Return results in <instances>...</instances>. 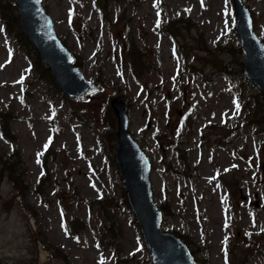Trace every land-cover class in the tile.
<instances>
[{"label":"rangeland","instance_id":"obj_1","mask_svg":"<svg viewBox=\"0 0 264 264\" xmlns=\"http://www.w3.org/2000/svg\"><path fill=\"white\" fill-rule=\"evenodd\" d=\"M242 2L264 43V0ZM44 5L102 90L67 99L0 12V115L12 116L0 123V264H63L30 243L39 228L70 264H152L115 162L117 96L154 164L162 230L184 235L198 264H264V103L236 67L233 0Z\"/></svg>","mask_w":264,"mask_h":264},{"label":"water","instance_id":"obj_2","mask_svg":"<svg viewBox=\"0 0 264 264\" xmlns=\"http://www.w3.org/2000/svg\"><path fill=\"white\" fill-rule=\"evenodd\" d=\"M9 1L17 6L22 30L66 95L85 100L91 93L101 89L96 83L88 82L73 64L74 57L59 39L51 16L42 6V0ZM234 2L238 16L236 32L245 55V75L264 94V45L253 33L247 9L240 0ZM112 106L119 122L116 162L129 202L141 223L153 264H196L187 246L178 237L161 232L162 214L152 201V163L130 135L125 103L116 98Z\"/></svg>","mask_w":264,"mask_h":264},{"label":"trees","instance_id":"obj_3","mask_svg":"<svg viewBox=\"0 0 264 264\" xmlns=\"http://www.w3.org/2000/svg\"><path fill=\"white\" fill-rule=\"evenodd\" d=\"M0 12L2 13V15L4 16V18H6V23L8 24V26L13 27L20 35L22 38V41L24 43L25 46H27L28 50L30 52H28V54H30L32 60H33V65L34 67L38 70V65H40V69L41 71H44L45 73L50 75V71L49 68L46 67L40 60L39 56L37 55L34 47L32 46L31 42L26 38V36L22 33L20 26H19V21H18V16H17V10L15 8L14 5H12L11 3L7 2L6 0H1L0 1ZM5 23V24H6ZM6 24V26H7ZM7 26V27H8ZM237 52H239V49H236ZM217 67H219V69L221 70H227V67L230 65L229 63L225 62V61H221L218 64H215ZM236 67H238V69H241V63H237ZM51 76V75H50ZM12 118V116H9ZM7 115H0V123H7L11 118H9ZM7 138V136H5ZM8 162H4L2 163V166L5 170V172L12 174V177L15 175V171L13 170V168L11 169V171L9 170V164L12 163L10 159L7 160ZM3 180V176H0V187H1V183ZM17 183V182H16ZM16 190L18 192H20L22 189L20 188V185H18V183L16 184ZM25 210L27 209L24 206ZM29 212V214L31 216H33L36 219V212H34L32 209L28 208L27 210ZM31 233L29 235V241L31 244H33V246L38 247L39 245H42V247H44V249H46L49 253L50 256L56 258L59 257L62 259L63 264L64 262L70 264V260H69V255L62 253V255H58V252H63L59 249H55L53 246H51L47 241L44 235H42L43 231L41 230V228H39L36 231L30 230ZM29 231V232H30ZM186 240V239H185ZM261 240V245L262 248L264 249V236H262L260 238ZM187 241V240H186ZM37 251V249H36ZM36 261V260H35ZM37 262V261H36ZM29 264H33V260L30 261Z\"/></svg>","mask_w":264,"mask_h":264},{"label":"bare ground","instance_id":"obj_4","mask_svg":"<svg viewBox=\"0 0 264 264\" xmlns=\"http://www.w3.org/2000/svg\"><path fill=\"white\" fill-rule=\"evenodd\" d=\"M261 27L263 28L264 26H263V25H261Z\"/></svg>","mask_w":264,"mask_h":264}]
</instances>
